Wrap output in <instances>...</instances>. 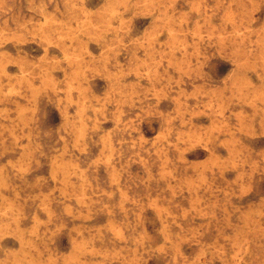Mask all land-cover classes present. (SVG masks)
I'll list each match as a JSON object with an SVG mask.
<instances>
[{
	"label": "rangeland",
	"instance_id": "1",
	"mask_svg": "<svg viewBox=\"0 0 264 264\" xmlns=\"http://www.w3.org/2000/svg\"><path fill=\"white\" fill-rule=\"evenodd\" d=\"M0 264H264V0H0Z\"/></svg>",
	"mask_w": 264,
	"mask_h": 264
}]
</instances>
